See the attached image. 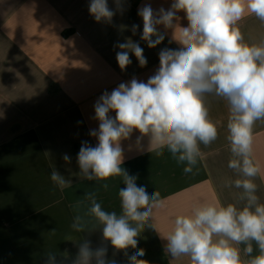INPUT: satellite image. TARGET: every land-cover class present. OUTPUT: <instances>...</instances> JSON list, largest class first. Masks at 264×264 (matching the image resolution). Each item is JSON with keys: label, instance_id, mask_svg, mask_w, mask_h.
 Listing matches in <instances>:
<instances>
[{"label": "crops", "instance_id": "crops-1", "mask_svg": "<svg viewBox=\"0 0 264 264\" xmlns=\"http://www.w3.org/2000/svg\"><path fill=\"white\" fill-rule=\"evenodd\" d=\"M146 4L154 11L168 10L172 0H126L122 14L114 0H108L115 11L111 23L95 21L89 13L90 0H0V264H45L49 252L57 254L60 264H71L83 238L94 249L107 247L106 258L116 264H129L128 257L137 249L145 250L141 258L150 264H190L188 257L173 260L166 255V241L152 229L141 234L137 249L129 248L126 256L103 240L100 229L76 233L70 227L76 214L73 206L86 193L98 190L97 201L104 210L119 213L118 191L126 187L122 178L115 177L104 190L79 175L82 142L93 147L98 143L90 135L99 128L96 101L134 77L146 83L159 68L160 51L181 47L173 30L163 25L158 30L165 39L155 48L141 39L143 20L138 10ZM177 15V23L187 27L185 14ZM132 25L138 26L135 35ZM238 27L246 41L264 39V23L254 15H247ZM128 38L143 48L145 66L129 52L132 63L120 69L116 53L121 49L115 45ZM207 104L219 134L210 145H200L202 158L193 173H185L186 163H178L167 149L161 157L149 152L148 137L138 145V131L121 141L122 167L137 177V186L145 187L149 195L158 190L165 200L155 213L161 233L170 230L176 215L187 214L200 203L243 206L240 190L225 187L226 181L237 178L228 167L229 106L214 95L207 97ZM110 115L115 117V112ZM254 132L261 167L254 182L264 203V121L256 122ZM65 154L69 162L63 159ZM54 170L71 183L64 188L54 184L50 178Z\"/></svg>", "mask_w": 264, "mask_h": 264}, {"label": "clouds", "instance_id": "clouds-1", "mask_svg": "<svg viewBox=\"0 0 264 264\" xmlns=\"http://www.w3.org/2000/svg\"><path fill=\"white\" fill-rule=\"evenodd\" d=\"M125 2L114 0L116 11L122 14ZM178 12L185 14L187 27L177 23ZM89 13L95 21L106 23L115 15L108 0H90ZM138 15L143 20L141 39L149 48L165 39L159 25L172 29L173 39L181 47L160 51L159 68L146 83L134 77L111 93L105 91L96 101L99 128L90 135L98 143L93 147L82 142L77 157L79 175L99 183L104 190L115 177L122 178L126 187L118 191L119 213L104 210L97 201L98 190L86 193L85 199L73 206L76 214L71 229L76 233L100 229L103 240L126 256L129 248L137 249L141 234L152 229L166 241L164 252L173 260L188 257L190 264H264V203L254 182L261 173L254 128L257 121H264V39L246 41L238 27L247 15L264 23V0H172L168 10L161 7L154 11L146 4ZM137 28L131 27L134 35ZM115 47L121 49L116 53L121 70L132 63L129 52L141 67L147 64L143 48L130 38ZM209 95L224 99L229 106L228 167L237 178L226 181L225 187L240 190L238 200L243 206L200 203L189 213L176 215L170 230L161 233L155 213L165 200L160 191L149 195L145 187L137 186V177L122 167L125 157L121 141L138 131V145L148 137L149 152L161 157L167 149L178 163H186L185 173H193L202 158L200 145H210L219 134L209 115ZM63 159L70 161L67 154ZM50 178L61 188L71 183L56 170ZM80 241L71 264H116L106 258L107 247L94 249L89 240ZM144 255V249H137L128 257L129 264H150L141 258ZM45 256V264H60L56 253ZM64 258L68 259L66 255Z\"/></svg>", "mask_w": 264, "mask_h": 264}]
</instances>
